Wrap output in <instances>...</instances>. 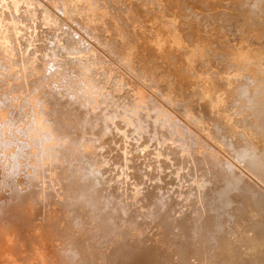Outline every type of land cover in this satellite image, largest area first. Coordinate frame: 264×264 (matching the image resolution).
I'll return each mask as SVG.
<instances>
[{
    "label": "rangeland",
    "instance_id": "obj_1",
    "mask_svg": "<svg viewBox=\"0 0 264 264\" xmlns=\"http://www.w3.org/2000/svg\"><path fill=\"white\" fill-rule=\"evenodd\" d=\"M219 18L224 19L220 24L230 26L228 29L232 32L235 30L234 37L231 38L218 25L204 22ZM263 39L264 0H0V118L3 119L0 128L5 141L17 138L27 144L28 153L33 152V157L29 155L33 164L16 165L19 170L29 165L33 171H38L33 190L22 194L21 198L29 197L30 201L39 199L41 205L44 202L48 205L44 211L33 203L34 207L29 208L31 202L23 198L17 206H5L2 229L6 234H0V264H43L46 260L48 264H62L59 253L68 256L71 248L81 253L80 264H264V239L252 237L259 228V215L249 204L240 205L239 209L235 208L236 203L226 205L230 185L215 164L220 159L229 162L246 177L249 189L260 194H264V182L236 161L226 140L219 137L221 134L217 136L214 131L211 134L215 124L212 122H224L220 114H224V119L228 118L224 123H229L231 117L236 116L234 110L237 107L233 104L231 89L238 80L256 76V68L261 66L258 61L264 56V48L259 45ZM214 41L216 43L212 44ZM242 59L250 63L241 64ZM195 91L198 93L196 96ZM193 107L195 112L204 107L207 111L204 108V112L197 110L194 114ZM55 111L59 115H54ZM46 112L52 121L59 120L57 117L62 112L68 123L78 120L74 131L82 136L79 135L77 141L91 153L90 160L94 164H90L103 172L101 182L105 183H101L96 192L88 190L85 194L94 195L98 197L95 198L97 202L117 209L114 213L115 229L109 235L95 238L91 232L87 240L85 237L88 235L77 240L64 231L60 233L59 241L58 237L44 235V226H48L51 232L55 228V234L61 230L55 223L48 221V224L46 221L48 217L52 221L55 217L66 216L63 212H60L63 215L47 212L54 208L58 196L62 197L56 204L59 207L64 206V201L69 202L62 196L63 192H74L73 197L80 190L83 193V187H80L83 180L77 173L71 175L67 172L69 177L72 176L67 181L58 180L57 174L60 177L64 175L57 168L54 175L47 173L56 154L53 149L50 152L47 149L54 143L44 142L45 136L47 139L54 136L49 129L51 125L44 126L42 123L48 122ZM206 112L213 117H206ZM202 113H205V118ZM33 121L35 129L31 130L30 137L25 138L18 130H26L28 123L32 125ZM224 123L221 124L223 128ZM161 135L166 137L163 139ZM99 141L105 145L101 146ZM106 143H110L111 147L108 148ZM88 145L99 148H95L94 152L95 149ZM157 147L161 150L156 151ZM11 149L12 146L5 148L6 154L10 155ZM99 149L103 150L102 154ZM3 152L1 148L2 160ZM169 160L173 163L169 164ZM36 162L39 165L36 166ZM25 174L31 176L34 173L29 170ZM68 181L70 185L76 182L77 186H70L73 188L67 190ZM204 181L206 186L202 183ZM198 182L202 184V190ZM35 193L37 199L33 196ZM229 196L233 197V192ZM57 206L55 210L61 211L62 208ZM227 210H231L229 214ZM28 211L32 212V216ZM237 217H240V223L235 221ZM9 227L10 232H6ZM87 243L89 245L84 247ZM72 263L77 264L75 260Z\"/></svg>",
    "mask_w": 264,
    "mask_h": 264
},
{
    "label": "bare ground",
    "instance_id": "obj_2",
    "mask_svg": "<svg viewBox=\"0 0 264 264\" xmlns=\"http://www.w3.org/2000/svg\"><path fill=\"white\" fill-rule=\"evenodd\" d=\"M25 1V0H24ZM2 2V1H1ZM20 2V1H19ZM3 3V2H2ZM1 3V4H2ZM25 4V3H24ZM16 5V4H15ZM2 7H4V6H2ZM9 7V6H8ZM13 8V7H12ZM21 9H23V7H20ZM19 8V9H20ZM243 9V8H242ZM3 11V10H2ZM6 11V10H5ZM5 11H3V12H5ZM13 11V10H12ZM12 13V12H11ZM7 14V13H6ZM6 14H3V15H6ZM13 16V15H12ZM8 17H10L9 15H8ZM2 18H4V17H2ZM15 19H16V17H14ZM7 19H9V18H7ZM9 21V20H8ZM224 21V19L223 18H219V19H217V21H211V20H209V21H204V22H206V23H209V24H214V25H218L222 30H223V32H226V33H228V35L230 36L231 35V38L232 37H234L233 36V34H234V32H235V30H234V32H232L231 30H229L228 28L230 27V26H227V25H225V24H220V23H222ZM22 22V21H21ZM257 23H260V21L259 22H257ZM23 24H25V23H23ZM203 24V23H202ZM20 25V24H19ZM201 25V24H200ZM233 25V24H232ZM203 26H204V24H203ZM23 27V26H22ZM201 27V26H200ZM21 28V27H20ZM27 28V27H26ZM31 29V28H30ZM186 29V28H185ZM21 30V29H20ZM22 30H24V29H22ZM18 31V30H17ZM187 33H188V31H187ZM189 33H191V32H189ZM194 33V32H193ZM199 33V32H198ZM189 35V34H188ZM188 35H186V36H188ZM195 35V34H194ZM194 35H192V36H194ZM216 35V34H215ZM225 35V34H224ZM22 36V35H21ZM26 36V35H25ZM30 36H31V33H30ZM217 36H215V38H216ZM188 39H189V37H188ZM188 39H186L187 41H188ZM221 39V38H220ZM229 39V37L227 38V40ZM67 40V39H66ZM216 40V39H215ZM205 41V40H204ZM211 41V40H210ZM236 41V40H235ZM235 41H233V42H235ZM66 42V41H65ZM67 42H69L68 40H67ZM188 42H190L191 43V40L189 39V41ZM217 42H219V40L217 41ZM222 42V41H221ZM226 42H228V41H226ZM229 42H231L230 41V39H229ZM237 42V41H236ZM209 42H207V44H208ZM213 43H216L215 41L214 42H212V44ZM258 43V42H257ZM255 44V43H254ZM65 45V44H64ZM69 45V44H68ZM72 45V44H71ZM209 45V44H208ZM227 45V44H226ZM260 46H262L263 48H264V39H263V42H261L260 44H259ZM20 47V46H19ZM66 47H67V45H66ZM69 47V46H68ZM213 47V46H212ZM217 48H220V46L218 47V46H216ZM222 48V47H221ZM231 48V47H230ZM229 48V49H230ZM224 49H225V47H224ZM231 50H232V48H231ZM221 51H223V50H221ZM234 51L236 52V50L234 49ZM224 52V51H223ZM233 52V51H232ZM210 55H212V54H210ZM223 55V54H222ZM216 56H219V55H216ZM215 56V57H216ZM210 57V56H209ZM225 57V56H224ZM218 58V57H217ZM227 58V57H226ZM215 59V58H214ZM210 60H212V59H210ZM210 60H209V62H210ZM217 60V59H216ZM241 61V64L242 63H248L249 61L248 60H245V59H242V60H240ZM260 64H261V66H258L257 68H256V76H249V77H246V78H244V79H240V80H238L239 82L231 89V91H232V95H234V97H233V104H235V106L237 107V109L236 110H234V112L236 111L237 112V114H236V116H232L231 117V121L229 122V123H224L225 122V119H224V114L222 115V114H220V119H221V116H223V118L221 119L222 121H224V122H222V123H224L223 125H224V128L223 127H221L222 125V123L220 124V123H218V122H212L213 124H214V127H213V130L211 131V134H213V133H216V135L217 136H219L220 134V136L219 137H221L222 139H224V140H226V145H227V147H229V149H230V151L233 153V155H234V158L236 159V161L237 162H239L241 165H243V167L245 168V169H247L249 172H251V173H253L254 175H255V177H257V178H259V180H261V181H263L264 182V56H263V58L262 59H260L259 61H258ZM211 63H215V62H211ZM250 63V62H249ZM254 64V63H253ZM258 63H256L255 65H257ZM248 66L250 65V64H247ZM222 66V65H221ZM250 66H252V63H251V65ZM199 88V87H198ZM205 89V88H204ZM224 90V89H223ZM197 91V90H196ZM195 91V92H196ZM194 92V93H195ZM197 92H199V91H197ZM195 93V96H196V94L198 95V93ZM198 97V96H197ZM196 97V98H197ZM224 100H226V97H225V99ZM223 100V101H224ZM231 101V102H232ZM56 102V101H55ZM227 103V102H226ZM221 104V103H220ZM224 104V103H223ZM231 104V103H230ZM202 105V104H201ZM205 105V104H204ZM207 105V104H206ZM227 105V104H226ZM53 106H54V104H53ZM53 106H52V109H53ZM209 105H207V107H208ZM220 106V105H219ZM230 106V105H229ZM192 107V106H191ZM198 107H200V105L198 106ZM226 107V106H225ZM224 107V108H225ZM186 108V107H185ZM194 108V107H193ZM195 108H196V105H195ZM195 108L193 109L194 111V114H196V112H197V110H201V108H199V109H197L196 110V112H195ZM205 108V110L207 111V108L206 107H204ZM203 108V109H204ZM209 108V107H208ZM228 108V107H227ZM51 109V108H50ZM51 109V110H52ZM56 109V108H55ZM58 109V108H57ZM56 109V110H57ZM73 109V108H72ZM76 109V108H75ZM192 109V108H191ZM201 110L202 112H204V110ZM218 109V108H217ZM188 110V109H187ZM47 111V110H46ZM67 111V110H66ZM70 111V110H69ZM79 111V110H78ZM85 111H87V110H85ZM84 111V112H85ZM89 111H90V109H89ZM192 111V110H191ZM232 111V109L230 110V112ZM53 112V111H52ZM64 112V111H63ZM62 112V113H63ZM77 112V111H76ZM226 112V111H225ZM224 112V113H225ZM228 112V111H227ZM226 112V113H227ZM233 112V113H234ZM48 112H46L45 113V115L47 114ZM59 112H57V111H55V113H54V115H59L58 114ZM61 113V112H60ZM61 113V115H63ZM79 113V112H78ZM77 113V114H78ZM81 113V112H80ZM79 113V114H80ZM199 113V112H198ZM211 113V112H210ZM213 113V112H212ZM225 113V114H226ZM68 114H69V112H68ZM193 114V113H192ZM205 114V113H204ZM204 114L202 113V115L201 116H203V118H205L204 117ZM43 115V114H42ZM60 115V116H61ZM73 115H76V114H74L73 113ZM200 115V114H199ZM205 115H207L206 117H209V118H211V116L213 115H211V116H209L208 115V112H206V114ZM215 115V114H214ZM217 115V114H216ZM226 115H228V114H226ZM231 115V114H230ZM47 116H48V114H47ZM60 116H58L57 118H59V120L57 119V120H50L49 119V116H48V124L47 123H44V122H42L43 124H44V126H45V124L46 125H51V127L49 128L50 130H51V133L54 135L53 136V138H51V139H47V136H45L46 138H45V141L44 142H49V144H53L54 146H52L51 148H47L48 149V151L50 152V151H52L51 149H53V153H55L56 155H54V162L55 163H53V161L51 160V162H50V166L53 168V169H51V167H49V168H47L48 169V171H47V169H46V171H47V173H50V175L52 176V175H54V169H56V170H58L59 172H60V174H62V175H64V176H59V174H57L58 176L57 177H59L60 179H58V180H61V179H64V180H68L69 178H71V177H69V175L67 174V172L69 173V174H71V175H76L75 173H77V175H78V177H80L82 180H83V182L81 181V183H80V185H82V186H80L79 184V186L80 187H83V193H80V191H79V194L76 196V195H74L75 197H73V194H74V192H71V194H70V192L68 193V192H63V194H62V196L64 195V197H66V200H68L69 202H67L66 203V201H64V203L65 204H63L64 206H59V207H61L62 209H61V211H59V210H55V207L59 204V199L60 198H62L61 197V195L60 196H58L59 197V199H58V201H54V208L52 209V208H50L51 210H47V212H50V213H59L60 214V212L62 213L63 212V214H65L66 216H65V218H62V217H60V219L58 218V217H55L56 218V220H57V222H56V220H55V218H54V220H52L51 221V219L48 217V220L46 219V221L48 222H51V223H55L57 226V228L60 230V231H58V234H55V233H53V231L55 230V228L53 229L52 228V232L51 231H49V228H47L48 226H44L43 227V230H45V232H44V235L46 234L47 236L48 235H50V237H53V238H57V240L59 241V240H61L60 238H61V236H62V234H60V233H62V232H66L67 231V233H68V235H69V237H72V239L73 238H75V239H80L81 237H84V236H86V235H88V234H90L91 232V234H93L94 236H95V238H98V235H100V237L99 238H101V235H109L110 234V232L112 231V229H115V228H113V227H115V223H114V220H115V216H114V213L115 212H117V209H115L114 207L112 208H109V205H106L105 206V203H99V202H97L96 201V199L98 198H96V197H94V195L91 197L90 195L88 196V195H86L85 193H87L88 192V190H91L93 193L94 192H96V189L98 188V186L99 187H101L102 185H101V183H104L103 181L101 182V180H102V178L103 177H101L102 175H104L103 174V172L101 173L100 171H98L99 170V168H98V170H96V169H94L95 167V165L93 166L94 168H92V165L94 164V163H92L91 162V157H90V155H91V153H88L87 152V150H85V148L83 147L84 145L82 144H80V143H78V141H77V139H78V136L79 135H81V134H76V132L74 131V129H76V122H78V120L75 122V123H73V124H70V123H68L67 121H68V119H67V121L65 120V117H64V115H63V117H61L60 118ZM69 116V115H68ZM229 116V115H228ZM227 116V117H228ZM69 117H71V116H69ZM213 117V116H212ZM76 118V117H75ZM90 118V117H89ZM209 118H207V120L209 121L210 119ZM216 118V117H215ZM218 118H219V115H218ZM230 118V117H229ZM15 119H17V117H15ZM21 119V118H20ZM77 119V118H76ZM91 119V118H90ZM98 119V118H97ZM100 119V118H99ZM98 119V120H99ZM201 119H202V117H201ZM224 119V120H223ZM228 119V118H227ZM226 119V120H227ZM1 120H3L2 118H0V121ZM6 120V119H5ZM65 120V121H64ZM71 120H73V119H71ZM203 120V119H202ZM201 120V121H202ZM212 120V119H211ZM218 120V119H217ZM7 121V120H6ZM19 121V120H18ZM214 121V120H213ZM219 121V120H218ZM7 122H9V121H7ZM63 122V123H62ZM203 122H204V120H203ZM211 122V121H210ZM50 123V124H49ZM208 123V122H207ZM63 124V125H62ZM66 126H65V125ZM209 124V123H208ZM213 124H212V126H213ZM5 125H6V123H5ZM36 125V123L33 121L32 122V125L30 124V122L28 123V127H27V129L26 130H18V132L19 133H21L25 138H28V137H30L31 135H30V132H31V130L34 128V126ZM38 125V124H37ZM68 125H70V126H68ZM7 126H9L8 124H7ZM26 126V125H25ZM210 126H211V123H210ZM157 127V126H156ZM155 127V128H156ZM162 127H164L163 125H161V128ZM2 128H0V147L3 149V153H4V155H3V160L0 158V234H3L4 233V231H3V229H2V224L4 223V219H2L4 216H3V211H5V206L7 205V204H11V205H15V206H17V204H19V201H21V199H23V198H27V197H23V198H21L23 195L22 194H26V193H28L29 191H31V190H33V188H34V179L38 176L37 175V173H38V171L37 170H35V171H33L32 170V168H29L30 166L28 165V166H26V167H22V169L21 170H19V169H16V165L17 164H23L24 165V163H26V162H28V163H32L33 161H32V158H31V156L33 157V152L31 153V151L28 153V150H27V144L25 145V144H23V143H21L17 138H14V139H7L6 141H5V136L3 135V129L1 130ZM9 128L7 127V130H8ZM18 129V128H17ZM35 129V128H34ZM73 129V130H72ZM163 129V128H162ZM5 130V129H4ZM166 130V129H165ZM78 131V130H77ZM167 131V130H166ZM166 131H164V132H166ZM185 131H186V129H185ZM209 131V132H210ZM214 131V132H213ZM224 131H226V133L224 132ZM33 132V131H32ZM75 132V133H74ZM162 132V131H161ZM171 132V131H170ZM213 132V133H212ZM5 133V132H4ZM78 133V132H77ZM87 133V132H86ZM97 132H95V134H96ZM100 133V132H99ZM163 133V132H162ZM161 133V134H162ZM183 133V132H182ZM188 133V132H187ZM218 133H219V135H218ZM13 134V133H12ZM16 134V133H15ZM101 134V133H100ZM157 134V133H156ZM165 134V133H164ZM184 134V133H183ZM190 134V133H189ZM99 135V134H98ZM159 135V134H158ZM169 135V134H168ZM167 135V136H168ZM186 135V134H185ZM193 135V134H192ZM191 135V136H192ZM215 135V134H214ZM10 136V135H9ZM77 136V137H76ZM82 136V135H81ZM84 136V135H83ZM101 136V135H100ZM161 136H163V135H161ZM183 136V135H182ZM194 136V135H193ZM217 136H215V138L217 137ZM22 137V136H21ZM91 137H92V135H91ZM96 137H97V135H96ZM99 137V136H98ZM166 137V136H165ZM164 136H163V139L165 138ZM172 137V136H171ZM185 137H187V136H185ZM184 137V138H185ZM196 137V136H195ZM218 137V138H219ZM87 138H90V137H87ZM93 138V137H92ZM101 138V137H100ZM159 137H157V139H158ZM161 138V137H160ZM159 138V139H160ZM170 138V137H169ZM169 138H168V140H169ZM188 138V137H187ZM191 138V137H190ZM220 138V139H221ZM80 139H81V137H80ZM82 139H85V137L83 138L82 137ZM108 140H110L109 138H107ZM107 139H105L104 141H106ZM173 139H175V138H173ZM197 139V138H196ZM196 139H194V140H196ZM107 140V141H108ZM166 140V139H165ZM177 140V139H176ZM183 140V139H182ZM12 141H14V142H12ZM29 141H30V139H29ZM85 141H86V139H85ZM84 141V142H85ZM92 141V140H91ZM98 141V140H97ZM96 141V142H97ZM103 141V140H102ZM103 141V142H104ZM106 141V142H107ZM175 141V140H174ZM180 142H181V140H179ZM186 141H187V139H186ZM185 141V142H186ZM221 141V140H220ZM79 142H81V141H79ZM101 141H99V143H100ZM163 142V141H162ZM176 142H178V141H176ZM184 142V141H183ZM86 143V142H85ZM84 143V144H85ZM90 143V142H89ZM99 143H97V144H99ZM160 143V142H159ZM167 143V142H166ZM189 143V142H188ZM200 143V142H199ZM202 143V142H201ZM20 144H22V145H20ZM92 144V143H91ZM95 144V143H94ZM110 144V143H109ZM109 144H107L106 143V145L108 146ZM173 144V143H172ZM185 144V143H184ZM20 145V146H19ZM100 145H101V143H100ZM103 145H105V143H102V145L101 146H103ZM169 145V144H168ZM194 145V144H193ZM223 145V144H222ZM9 146H12L13 147V150H12V152H11V154L10 155H8V154H6V152H5V148H7V147H9ZM89 146V145H88ZM95 146H97V145H95ZM162 146V145H161ZM160 146V147H161ZM180 146H181V144H180ZM188 146V148H190V143H189V145H187ZM89 147H91L92 149L94 148H99V147H94V145H92V146H89ZM111 146L109 145V147L108 148H110ZM160 147L156 150V151H158L159 149H160ZM163 147H165V146H163ZM173 147H175V146H173ZM0 148V149H1ZM176 148V147H175ZM174 148V149H175ZM96 149L94 150V152L96 151ZM100 149H102V148H100ZM100 149H99V151H100ZM136 149V148H135ZM167 149H168V147H167ZM194 149V148H193ZM91 150V149H90ZM129 150V149H128ZM161 150V149H160ZM163 150V149H162ZM165 150H166V148H165ZM171 150V149H170ZM183 150V149H182ZM195 150V149H194ZM101 151H103V150H101ZM101 151H100V153H101ZM108 151V150H107ZM107 151H106V153H107ZM135 151H137V150H135ZM155 151V152H156ZM167 151V150H166ZM185 151V150H184ZM192 151V150H191ZM111 152H114V151H111ZM126 152V151H125ZM128 152V151H127ZM130 152V151H129ZM128 152V153H129ZM148 152V151H147ZM153 152V151H152ZM172 152V151H171ZM170 152V153H171ZM188 152H190V151H188ZM194 152V151H193ZM229 152V151H228ZM105 153V152H104ZM105 153V154H106ZM110 153V152H109ZM131 153H133V152H131ZM136 153V152H135ZM135 153H133V154H135ZM160 153V152H159ZM166 153V152H165ZM183 153H186V152H183ZM182 153V154H183ZM98 154V153H97ZM97 154H95L97 157H98V159H99V154L97 155ZM102 154V153H101ZM105 154H103V155H105ZM111 154V153H110ZM132 154V155H133ZM144 154V153H143ZM174 154V153H173ZM188 154V153H187ZM190 154V153H189ZM29 155H31V156H29ZM93 155H94V153H93ZM107 155V154H106ZM105 155V156H106ZM115 155H117V154H115ZM128 155V154H127ZM141 155V154H140ZM145 155V154H144ZM158 155V154H157ZM169 154H167V156H168ZM180 156H181V154H179ZM184 155H186V154H184ZM191 155V154H190ZM48 156V155H47ZM95 156V157H96ZM126 156V155H125ZM150 156V155H149ZM164 156V155H163ZM172 156V155H171ZM174 156V155H173ZM179 156V157H180ZM183 156V155H182ZM195 156V155H194ZM197 156V155H196ZM63 157H65V158H63ZM114 157V156H113ZM112 157V158H113ZM117 157V156H116ZM185 157V156H184ZM188 157H189V155H188ZM193 157V156H192ZM207 157H209V156H207ZM210 157H212V156H210ZM231 157V156H230ZM94 158V157H93ZM93 158H92V160H93ZM104 158V157H103ZM106 158V157H105ZM108 158V157H107ZM112 158H110V159H112ZM121 159H122V156L120 157ZM125 158V157H124ZM123 158V159H124ZM135 158V157H134ZM156 158L158 159V157L156 156ZM162 158V157H161ZM185 158H187V157H185ZM205 158V157H204ZM216 158H218V157H216ZM102 159V158H101ZM109 159V158H108ZM133 159V158H132ZM131 158H129V160H132ZM141 159V158H140ZM149 159H150V157H149ZM166 159H168V158H166ZM197 159H199L198 157H197ZM210 159V158H209ZM209 159H208V161H209ZM35 160V159H34ZM38 160V159H37ZM95 160V159H94ZM96 160H97V158H96ZM126 160V159H125ZM128 160V159H127ZM128 160V163L130 162ZM145 160V159H144ZM152 160H153V157H152ZM161 160V159H160ZM187 160H188V158H187ZM193 160V159H192ZM206 160V159H205ZM217 160V159H216ZM99 161H102V160H99ZM122 162H124L123 160H121ZM133 161V160H132ZM137 161H138V159H137ZM141 161V160H140ZM154 161V160H153ZM202 161V160H201ZM211 161V160H210ZM96 162H98V160L96 161ZM105 162V161H104ZM145 162H148V161H145ZM157 162H159V161H157ZM157 162H156V164H157ZM168 162V161H167ZM204 162V161H203ZM214 164H215V159H214ZM218 163L217 164H215L217 167L219 166V168H218V171L222 174V176H223V178L224 179H226L228 182H229V185H230V192H233V197H231V196H229V193L230 192H228V197L226 198V205H230V204H232V203H236V205L237 206H235V208H237L238 207V209L239 208H241L240 207V205L241 206H245L244 204H249V206H250V208L252 209V208H254V210H255V212L257 213V215H259V222H257L258 224H259V228L258 229H256V231L254 232V234L252 235V237H253V239H258V238H262V239H264V216L262 217V216H260V214H264V194H260V192H258L257 190H254L253 188V190L255 191H252V190H250L249 189V184H248V182H247V180L245 179L246 177L240 172V171H237V169L235 168V167H233V165H231L229 162H227V161H224V159L222 160V159H220V160H218L217 161ZM90 163H92V165L90 164ZM101 163V162H100ZM134 163V162H133ZM140 163V162H139ZM138 163V164H139ZM171 163H173V162H171ZM170 163V160H169V164H171ZM33 164V163H32ZM102 164V163H101ZM100 164V165H101ZM105 164V163H104ZM125 164V163H124ZM124 164H122V165H124ZM145 164H147V163H145ZM190 164V163H189ZM212 164V163H211ZM37 165H39L38 164V162H36V166ZM127 164H125V166H126ZM132 165V164H131ZM130 165V166H131ZM136 165V164H135ZM142 165V164H141ZM144 165V164H143ZM152 165V164H151ZM173 165V164H172ZM180 165H182V164H180ZM18 166V165H17ZM102 166H103V164H102ZM147 166V165H146ZM154 166V165H153ZM187 166H188V164H187ZM196 166V165H195ZM205 166V165H204ZM98 167V166H97ZM121 167V166H120ZM129 167V166H128ZM132 167V166H131ZM144 166H142V167H140V168H143ZM150 167V166H149ZM149 167H148V169H147V171L149 170ZM152 167V166H151ZM158 167V165L157 166H155V168H157ZM172 167V166H171ZM175 167V166H174ZM74 168L76 169V170H74ZM147 167H145V169H146ZM180 168V167H179ZM187 168V167H186ZM65 169H67V170H65ZM103 169V168H102ZM105 169V168H104ZM129 169V168H128ZM131 169V168H130ZM138 169V168H137ZM175 169V168H174ZM31 171V172H33L34 174H31V176L30 175H27V174H25V172L26 171ZM109 170V169H108ZM118 170V169H117ZM153 170H155V169H153ZM161 170V169H160ZM176 170V169H175ZM77 171V172H76ZM102 171H104V170H102ZM110 171V170H109ZM134 171V170H133ZM157 171V170H156ZM58 172V173H59ZM63 172H66L65 174H67L68 176H66L65 174H63ZM105 172V171H104ZM115 172V171H114ZM136 172H138V170L136 171ZM155 172V171H154ZM166 172V171H165ZM168 172V171H167ZM169 172H170V170H169ZM105 173H107V171L105 172ZM150 173V172H149ZM195 173V172H194ZM215 173V172H214ZM36 174V175H35ZM108 174V173H107ZM106 174V175H107ZM109 174H110V172H109ZM112 174V173H111ZM115 174V173H114ZM157 174V173H156ZM40 175V174H39ZM118 175H119V173H118ZM209 175V174H208ZM41 176V175H40ZM108 176V175H107ZM117 176V175H116ZM46 177V176H45ZM109 177V176H108ZM110 177H112V176H110ZM115 177V176H114ZM159 177V176H158ZM176 177H178V176H176ZM187 177V176H186ZM189 177V176H188ZM196 178V177H195ZM261 178V179H260ZM56 179V178H55ZM72 179H74L75 180V178H72ZM109 179V178H108ZM125 179V178H124ZM178 179H179V177H178ZM177 179V180H178ZM201 179H203V178H200V180ZM53 180V179H52ZM105 180V179H104ZM145 180V179H144ZM176 180V181H177ZM192 180V179H191ZM194 180H196V179H194ZM193 180V181H194ZM197 180H198V178H197ZM63 181V180H62ZM76 181H77V178H76ZM114 181V180H113ZM124 181V180H123ZM159 181V180H158ZM193 181H192V183H193ZM203 181V180H202ZM58 182H60V181H58ZM70 181H68V187L66 188L67 190L68 189H70L71 187L70 186H73L74 187V185H76L77 186V184H76V182L75 183H73L72 185H70L71 184V182H73V180H71V182L69 183ZM106 182V181H105ZM196 182V181H195ZM57 183V182H56ZM61 183V182H60ZM63 183H64V181H63ZM62 183V184H63ZM111 183V182H110ZM109 182H108V184H110ZM114 183V182H113ZM160 183V182H159ZM199 183V182H198ZM197 183V184H198ZM202 183H204L203 185H205L206 183H205V181L204 182H202ZM58 184V183H57ZM56 184V185H57ZM61 184V185H62ZM105 184V183H104ZM103 184V185H104ZM107 184V183H106ZM127 184V183H126ZM195 185V186H198V185ZM208 185L207 186H209L210 185V183L208 182L207 183ZM60 185V186H61ZM101 185V186H100ZM123 185V184H122ZM199 185H200V190H202L203 188H201V185L202 184H200L199 183ZM249 185V186H248ZM59 186V187H60ZM64 186H66V185H64ZM75 186V188H76V190L78 189L77 187ZM78 186V187H79ZM121 186V185H120ZM132 186V185H131ZM193 186V185H192ZM206 186V185H205ZM72 187V188H73ZM113 187V186H112ZM204 187V186H203ZM61 188V187H60ZM60 188H58V189H60ZM71 188V189H72ZM141 188V187H140ZM139 188V189H140ZM184 188V187H183ZM197 188V187H196ZM199 188V187H198ZM205 188V187H204ZM62 189H64V191L66 190L64 187L62 188ZM62 189H60L61 191H62ZM70 189V190H71ZM81 189V188H80ZM123 189V188H122ZM220 189H222V188H220ZM79 190V189H78ZM56 191H57V189H56ZM74 191V190H73ZM125 191V190H124ZM123 190H122V193H125ZM136 191V190H135ZM157 191H159V190H157ZM34 192V191H33ZM36 192V191H35ZM100 192H102V191H100ZM128 192H130V191H128ZM137 192V191H136ZM140 192V191H139ZM32 193V192H31ZM58 193V192H57ZM60 193V192H59ZM67 195H66V194ZM73 193V194H72ZM131 193V192H130ZM235 193V194H234ZM20 194V195H19ZM36 194L37 193H35V195H33L34 196V198H36L37 199V196H36ZM90 194V193H89ZM126 194V193H125ZM160 194V193H159ZM224 194V193H223ZM47 195V194H46ZM58 195V194H57ZM97 195V194H96ZM99 195H100V193H99ZM107 195V194H106ZM137 195V194H136ZM139 195V194H138ZM41 196V195H40ZM67 196H69V198L67 197ZM135 196V195H134ZM134 196H133V199H134ZM51 197V196H50ZM55 197V196H54ZM86 197V198H85ZM87 197H90V198H87ZM94 197V198H93ZM125 197V196H124ZM189 197H191V196H189ZM188 197V198H189ZM29 198V197H28ZM27 198V199H28ZM32 198V197H31ZM40 198V197H39ZM41 198H43V199H46V198H44V196H41ZM68 198V199H67ZM96 198V199H95ZM102 198V197H101ZM110 197H108V199H109ZM30 199V198H29ZM28 199V201H30ZM57 199V198H56ZM65 199V198H64ZM136 199V198H135ZM39 200V199H38ZM38 200H36V201H34V199H32L30 202H31V205H28V207L29 208H31V207H34L35 205H36V207H40L41 208V210L43 209V211H44V209L46 208V205H47V203H45L44 201V203H43V205H41L40 204V202L38 201ZM100 201H101V199H100ZM105 202H107V200L105 199L104 200ZM120 201V200H119ZM61 203H63L62 202V200L60 201ZM117 202V201H116ZM164 202V201H163ZM222 202V201H221ZM12 203H14V204H12ZM32 203H33V205H32ZM58 203V204H57ZM108 203V202H107ZM128 203V202H127ZM23 204V203H22ZM52 204V203H51ZM57 204V205H56ZM222 204V203H221ZM111 205V204H110ZM120 205V204H119ZM121 205H122V203H121ZM217 205H219L218 203H217ZM42 206V207H41ZM48 206V205H47ZM115 206V205H114ZM247 206V205H246ZM58 207V206H57ZM59 207H58V209H59ZM180 207V206H179ZM88 208V210H86V209ZM104 208H108V211H104ZM127 208V207H126ZM177 208V207H176ZM223 208V207H222ZM226 208V207H225ZM245 208V207H244ZM247 208V207H246ZM249 208V207H248ZM34 209V208H33ZM37 209V208H36ZM111 209V210H110ZM197 209H198V207H197ZM243 209V208H242ZM163 210V209H162ZM237 210V209H236ZM241 210V209H240ZM239 210V211H240ZM253 210V209H252ZM33 211V210H32ZM140 211V210H139ZM161 211V210H160ZM206 211V210H205ZM204 211V212H205ZM223 211V210H222ZM228 211V214H229V211H231V210H227ZM244 211V212H243ZM251 211V210H250ZM29 212V211H28ZM119 212V211H118ZM180 212V211H179ZM179 212H177V213H179ZM195 212V211H194ZM203 212V211H202ZM207 212H209V211H207ZM236 212V211H235ZM238 212V211H237ZM242 212L243 213H246L245 212V210H242ZM247 212H248V210H247ZM254 212V213H255ZM30 214H31V216H32V212H29ZM34 213V212H33ZM36 213H37V211H36ZM36 213L34 214V216L36 215ZM49 213V214H50ZM167 213V212H166ZM197 213V212H196ZM227 213V212H226ZM242 213V214H243ZM63 214H60V215H63ZM119 214H121V213H119ZM199 214V213H198ZM219 214V213H218ZM224 214V213H223ZM227 214V215H228ZM60 215H57V216H60ZM170 215V214H169ZM197 215V214H196ZM203 215H206V214H204L203 213ZM210 215H211V212H210ZM213 215V214H212ZM216 215V214H215ZM222 215V214H221ZM225 215V214H224ZM240 215V214H239ZM41 216H43V215H41ZM50 216V215H49ZM122 216H124V215H122ZM176 216V215H175ZM178 216V215H177ZM180 216V215H179ZM171 217V216H170ZM169 217V218H170ZM196 217V216H195ZM212 217V216H211ZM213 217H215L214 215H213ZM234 217L236 218V216L234 215ZM243 217V216H242ZM241 217V219H243ZM254 217V216H253ZM51 218H53L52 216H51ZM62 218V219H61ZM204 218V217H203ZM230 218V217H229ZM238 218V220H235V221H237V223H240V222H238L239 220H240V217H237ZM252 218V217H251ZM45 219V217L43 218V220ZM58 219L60 220L59 222H58ZM139 219V218H138ZM200 219V218H199ZM220 219V218H219ZM218 219V220H219ZM223 219V218H222ZM221 219V220H222ZM224 219H226V218H224ZM228 219V218H227ZM253 219V218H252ZM42 220V221H43ZM158 219H156V221H157ZM210 220V219H209ZM45 221V220H44ZM124 221V220H123ZM174 221V220H173ZM211 221V220H210ZM213 221V220H212ZM234 221V222H235ZM246 221V220H245ZM245 221H244V223H245ZM250 221V220H249ZM41 222V221H40ZM46 222V223H47ZM48 222V224H50ZM119 222V221H118ZM225 222H226V220H225ZM230 222H232L231 220H230ZM233 222V223H234ZM45 223V224H46ZM94 223V224H93ZM153 223V222H152ZM151 223V224H152ZM192 223V222H191ZM209 223H212V224H214L213 222H209ZM220 223H222V222H220ZM223 223H224V221H223ZM232 223V224H233ZM236 223V222H235ZM249 223H252L251 221L249 222ZM39 224V223H38ZM193 224V223H192ZM195 224V223H194ZM198 224V223H197ZM199 224H200V222H199ZM207 224H208V222H207ZM211 224V225H212ZM217 224V223H216ZM54 225V224H53ZM122 225H124V224H122ZM121 225V226H122ZM131 225V224H130ZM188 225H190V224H188ZM223 225V224H222ZM55 226V225H54ZM61 226L63 227V228H61ZM209 228H210V226L209 225H207ZM213 226V225H212ZM224 226H226V225H224ZM236 226V225H235ZM237 226H239V225H237ZM257 226V225H256ZM192 227H194L195 228V226H192ZM197 227V226H196ZM227 227V226H226ZM39 228H42V227H39ZM208 228V229H209ZM134 229V228H133ZM191 229V228H190ZM212 229H213V227H212ZM230 229V228H229ZM235 229V228H234ZM10 230H11V227H9L8 229H6V232H10ZM153 230V229H152ZM192 230V229H191ZM194 230V229H193ZM209 230H211V229H209ZM117 231V230H116ZM148 231V230H147ZM155 231V230H154ZM181 231V230H180ZM226 231H228V229L226 230ZM140 232V231H139ZM41 234H43L42 232H40ZM112 233V232H111ZM123 233V232H122ZM222 233V232H221ZM4 234H6V233H4ZM10 234V233H9ZM36 234H38V231H37V233ZM116 234V233H115ZM114 234V235H115ZM206 234H209V233H206ZM230 234V233H229ZM58 235V236H57ZM121 235V234H120ZM136 235V234H135ZM137 235H138V233H137ZM141 235V234H140ZM148 235H150V233L148 234ZM193 235H195V234H193ZM211 235H212V233H211ZM217 236H219L218 234H216ZM7 236H9V235H7ZM43 236V235H42ZM105 236V237H106ZM207 236V235H206ZM210 236V235H209ZM239 237H240V235H238ZM245 236V235H244ZM89 237V235L87 236V237H85L86 238V240H87V238ZM90 237H91V235H90ZM118 237V236H117ZM122 237H126V235H123L122 234ZM171 237V236H170ZM208 237V236H207ZM233 237V236H232ZM235 237H236V235H235ZM234 237V238H235ZM43 238V237H42ZM104 238V237H103ZM174 238H176V237H174ZM216 238V237H215ZM71 239V238H70ZM82 239V238H81ZM84 239V238H83ZM119 239V238H118ZM123 239V238H122ZM217 239V238H216ZM233 239V238H232ZM252 239V240H253ZM40 240H41V238H40ZM67 240V239H66ZM69 240V239H68ZM92 240V239H91ZM111 240V239H110ZM115 240V239H114ZM164 240V239H163ZM184 240H186V239H184ZM196 240V239H195ZM219 240V239H218ZM227 240V239H226ZM252 240H250V241H252ZM8 241V240H7ZM44 241V240H43ZM74 241V240H73ZM81 241H83V240H81ZM238 241V240H237ZM258 241V240H257ZM89 242H90V240H89ZM164 242H166V240H164ZM80 243V242H79ZM78 243V244H79ZM223 243H225L226 244V242H223ZM109 244V243H108ZM159 244H161V243H159ZM235 244V243H234ZM240 244V243H239ZM84 245V244H83ZM89 244L87 243V245H85L84 247H87ZM102 245V244H101ZM123 245V244H122ZM171 245V244H170ZM221 245H223V244H221ZM1 246V245H0ZM54 245H52V247H53ZM68 246V245H67ZM79 246V245H78ZM91 246V245H90ZM247 246V245H246ZM63 247H65V246H63ZM84 247H82V248H84ZM119 247H121V246H119ZM172 247V246H171ZM215 247V246H214ZM244 247V246H243ZM1 248H3V246L1 247ZM5 248V247H4ZM49 248V247H48ZM55 248H57L56 246H55ZM81 248V249H82ZM98 248V247H97ZM100 248V247H99ZM118 248V247H117ZM225 248V247H224ZM6 249V248H5ZM92 248H90V250H91ZM116 249V248H115ZM3 250V249H2ZM87 250V249H86ZM93 250V249H92ZM1 251V250H0ZM5 251V250H4ZM82 251V250H81ZM2 252V251H1ZM221 252V251H220ZM249 252V251H248ZM3 253H5V252H3ZM76 253V254H75ZM104 253V252H103ZM106 254V253H105ZM249 254V253H248ZM50 255V254H49ZM67 255L68 256H63V254L62 253H59V260H60V262L63 264H70L71 262H74V260H75V262L77 263V264H80V261H79V259L81 258L80 257V255H81V253H79V250L78 249H76L75 251H73V249L71 248L70 249V251L69 252H67ZM75 255L77 256V258H75ZM252 255V254H251ZM65 257H67V258H69L70 260H67ZM100 257H101V255H100ZM44 259H45V257H44ZM53 259V258H52ZM65 259H66V261H65ZM46 260V259H45ZM58 260V259H57ZM81 260V259H80ZM100 261V260H99ZM54 262V261H53ZM10 263H12V262H10ZM43 264H48V262H47V260H46V262H43ZM73 264V263H72ZM75 264V263H74ZM81 264H84V263H82L81 262Z\"/></svg>",
    "mask_w": 264,
    "mask_h": 264
}]
</instances>
